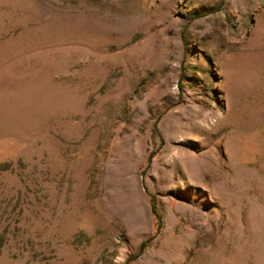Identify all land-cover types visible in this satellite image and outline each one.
<instances>
[{
	"label": "rangeland",
	"instance_id": "obj_1",
	"mask_svg": "<svg viewBox=\"0 0 264 264\" xmlns=\"http://www.w3.org/2000/svg\"><path fill=\"white\" fill-rule=\"evenodd\" d=\"M0 264H264V0H0Z\"/></svg>",
	"mask_w": 264,
	"mask_h": 264
},
{
	"label": "trees",
	"instance_id": "obj_2",
	"mask_svg": "<svg viewBox=\"0 0 264 264\" xmlns=\"http://www.w3.org/2000/svg\"><path fill=\"white\" fill-rule=\"evenodd\" d=\"M156 213V211H155V208H154V206H153V214H155Z\"/></svg>",
	"mask_w": 264,
	"mask_h": 264
}]
</instances>
